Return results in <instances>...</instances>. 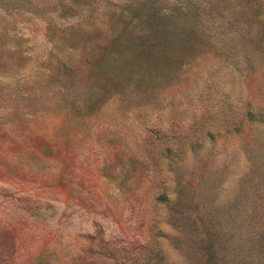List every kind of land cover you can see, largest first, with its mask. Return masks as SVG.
I'll use <instances>...</instances> for the list:
<instances>
[{
  "label": "rangeland",
  "instance_id": "rangeland-1",
  "mask_svg": "<svg viewBox=\"0 0 264 264\" xmlns=\"http://www.w3.org/2000/svg\"><path fill=\"white\" fill-rule=\"evenodd\" d=\"M179 2L0 0V264H264V0Z\"/></svg>",
  "mask_w": 264,
  "mask_h": 264
},
{
  "label": "trees",
  "instance_id": "trees-1",
  "mask_svg": "<svg viewBox=\"0 0 264 264\" xmlns=\"http://www.w3.org/2000/svg\"><path fill=\"white\" fill-rule=\"evenodd\" d=\"M181 5L178 0V3L170 7L168 12L162 13L142 5L139 8L140 15L134 16L133 19L140 28L128 30L126 27H121L122 30L118 32L108 48L119 57L129 48L148 58L154 55L166 56L163 62L165 64L169 58H173L171 53H180L183 50L186 40L189 39V33L192 32L185 24V28L179 27V22L183 16L187 15V10ZM193 15L192 18L195 21L198 15L196 13ZM142 26L145 30L141 28Z\"/></svg>",
  "mask_w": 264,
  "mask_h": 264
}]
</instances>
